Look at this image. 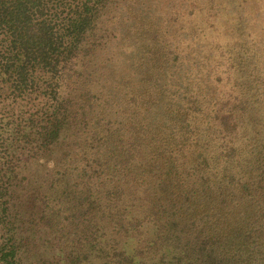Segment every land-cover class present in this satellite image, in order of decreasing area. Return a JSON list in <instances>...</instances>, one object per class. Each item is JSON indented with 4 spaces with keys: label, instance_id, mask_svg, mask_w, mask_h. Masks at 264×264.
Wrapping results in <instances>:
<instances>
[{
    "label": "trees",
    "instance_id": "trees-1",
    "mask_svg": "<svg viewBox=\"0 0 264 264\" xmlns=\"http://www.w3.org/2000/svg\"><path fill=\"white\" fill-rule=\"evenodd\" d=\"M264 0H0V264H264Z\"/></svg>",
    "mask_w": 264,
    "mask_h": 264
},
{
    "label": "rangeland",
    "instance_id": "rangeland-1",
    "mask_svg": "<svg viewBox=\"0 0 264 264\" xmlns=\"http://www.w3.org/2000/svg\"><path fill=\"white\" fill-rule=\"evenodd\" d=\"M262 25H263V27H264V20H263V22H262Z\"/></svg>",
    "mask_w": 264,
    "mask_h": 264
}]
</instances>
